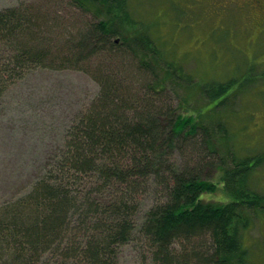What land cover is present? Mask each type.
Wrapping results in <instances>:
<instances>
[{
  "label": "trees",
  "instance_id": "16d2710c",
  "mask_svg": "<svg viewBox=\"0 0 264 264\" xmlns=\"http://www.w3.org/2000/svg\"><path fill=\"white\" fill-rule=\"evenodd\" d=\"M72 4L94 16L88 31L74 36L78 60L98 52L136 58L138 73L123 75L114 64L108 72L99 68V96L68 133L60 157L29 191L0 205V264H120L122 247L138 241L146 263L247 264L246 233L256 217L264 219L256 175L264 150L235 141L231 117L217 118L250 75L194 81L193 73L167 63L158 43L159 7L143 18L131 0ZM59 24L40 7L0 9V97L38 66L74 63L52 51L57 45L49 34L60 38ZM193 139L201 147L192 152L205 158L201 165L190 164ZM219 185L224 199L206 198ZM150 187L156 200L139 217V196Z\"/></svg>",
  "mask_w": 264,
  "mask_h": 264
},
{
  "label": "rangeland",
  "instance_id": "374dc122",
  "mask_svg": "<svg viewBox=\"0 0 264 264\" xmlns=\"http://www.w3.org/2000/svg\"><path fill=\"white\" fill-rule=\"evenodd\" d=\"M131 2L134 14H142L143 18L152 16L154 6L160 8L162 22L159 16L150 20L160 19L157 28L162 29V33L158 43L167 54V63L176 62V68L182 67L186 73H193L194 81L202 76L228 79L250 75L247 83L234 91L236 99L229 111L224 110L217 120L226 121L231 117L229 128L235 141L243 142L241 145L247 148L255 147L250 148L255 151L264 150V0ZM21 5L40 7L43 13L48 12L59 21V30L63 34L60 38L49 34L57 45L52 51L59 50L61 57L74 63L52 59L55 63L30 70L11 83L0 97V205L12 203L24 195L60 157L68 133L99 96V68L108 72L111 71L108 67L114 64L117 66L114 71L126 75L137 74L136 64L139 65L136 58L120 56L109 59L99 52L78 60L82 52L74 36L78 29L87 32L94 16L73 5L72 0H0V9ZM83 53L86 55L87 51ZM74 54L77 58L72 59ZM117 72L115 74L120 77ZM122 81L125 86L126 80ZM143 85L136 82L137 87ZM179 93L186 95L182 90ZM193 96L195 100L201 97L198 89L193 91ZM245 126L247 130L244 131ZM259 132L260 137L256 140ZM192 142L188 150L190 164L201 165L205 158L199 160L193 153L195 146L201 147L200 143L195 139ZM256 175L259 189L264 191V168ZM153 190L150 187L146 194L139 196V203L143 206L139 217L156 200ZM224 196L223 187L219 185L218 190L206 198L223 200ZM246 241L252 250L247 264H264V219L261 222L259 217L255 218L246 233ZM144 248L142 241H138L137 246L124 245L120 264H149L142 259Z\"/></svg>",
  "mask_w": 264,
  "mask_h": 264
},
{
  "label": "bare ground",
  "instance_id": "6f19581e",
  "mask_svg": "<svg viewBox=\"0 0 264 264\" xmlns=\"http://www.w3.org/2000/svg\"><path fill=\"white\" fill-rule=\"evenodd\" d=\"M65 1V0H64ZM54 5V4H53ZM114 70V69H113ZM181 164V163H180ZM158 185V184H157ZM156 186V185H155ZM150 217V216H149ZM235 223V222H234ZM235 225V224H234ZM95 226V225H94Z\"/></svg>",
  "mask_w": 264,
  "mask_h": 264
}]
</instances>
